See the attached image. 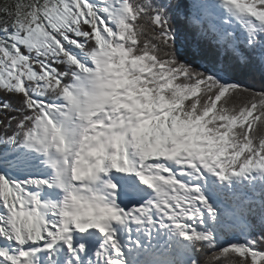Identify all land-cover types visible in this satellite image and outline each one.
I'll return each instance as SVG.
<instances>
[{
    "label": "snow or ice",
    "instance_id": "snow-or-ice-1",
    "mask_svg": "<svg viewBox=\"0 0 264 264\" xmlns=\"http://www.w3.org/2000/svg\"><path fill=\"white\" fill-rule=\"evenodd\" d=\"M0 12V264H137L126 251L159 230L190 242L188 264H264V234L204 228L201 188L264 173V0Z\"/></svg>",
    "mask_w": 264,
    "mask_h": 264
},
{
    "label": "trees",
    "instance_id": "trees-1",
    "mask_svg": "<svg viewBox=\"0 0 264 264\" xmlns=\"http://www.w3.org/2000/svg\"><path fill=\"white\" fill-rule=\"evenodd\" d=\"M3 0H0V3ZM189 3L190 0H184ZM3 19V13L0 12V20ZM183 18L173 20V28L180 30L182 28ZM177 47L180 48L179 42ZM181 59L185 56L191 57V52L187 47L180 48L178 52ZM243 78V77H241ZM259 73L255 75L254 80L245 78L247 84L256 83L254 91H260ZM3 97L0 96V99ZM11 102V101H10ZM257 173L258 170H254ZM230 179V178H229ZM224 181L222 188L216 189L217 198L206 197L209 204L214 209L213 216L205 219L204 228L215 233L220 243L227 241H246L256 235L264 234V174L248 180L246 184L229 185L230 180ZM177 240H183L177 234ZM188 251L174 250L171 251L172 245L168 242L164 247H154L153 252L159 264H188L183 253L191 258L196 257L192 251L190 242L186 241Z\"/></svg>",
    "mask_w": 264,
    "mask_h": 264
},
{
    "label": "rangeland",
    "instance_id": "rangeland-1",
    "mask_svg": "<svg viewBox=\"0 0 264 264\" xmlns=\"http://www.w3.org/2000/svg\"><path fill=\"white\" fill-rule=\"evenodd\" d=\"M13 0H3L0 3V8H2L5 4L12 3ZM264 173L258 171L257 173H254L253 171L246 174L245 176H232L230 177V183H228V186L230 185H241L246 184L252 177L256 178L257 176H262ZM222 184H224V181H221L218 177L214 175H210L207 177L206 181L202 182L201 188L206 197L211 198H217L215 195L216 189L222 188ZM161 233L155 234L153 233L152 239L149 242L143 236L140 238V242L143 245L142 249H136L133 246L132 252H127L126 255L129 257L130 261L135 260L137 264H159V259H157L155 253L153 252V248L155 245H157L159 248L163 247V242H168L172 245L171 251L174 250H182L183 252L185 250L188 251L187 244L185 240H177V234L166 231V230H160ZM183 256L185 259L189 260V256L185 253H183Z\"/></svg>",
    "mask_w": 264,
    "mask_h": 264
},
{
    "label": "bare ground",
    "instance_id": "bare-ground-1",
    "mask_svg": "<svg viewBox=\"0 0 264 264\" xmlns=\"http://www.w3.org/2000/svg\"><path fill=\"white\" fill-rule=\"evenodd\" d=\"M160 233H161L160 230L155 232V234H158V235H159ZM122 238H124V237L122 236Z\"/></svg>",
    "mask_w": 264,
    "mask_h": 264
}]
</instances>
